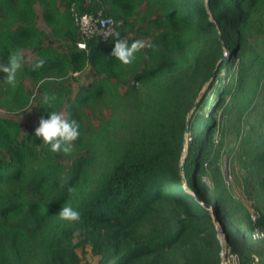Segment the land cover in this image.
<instances>
[{
  "label": "trees",
  "instance_id": "1",
  "mask_svg": "<svg viewBox=\"0 0 264 264\" xmlns=\"http://www.w3.org/2000/svg\"><path fill=\"white\" fill-rule=\"evenodd\" d=\"M71 4L101 9L120 21L122 37L145 46L129 64L109 55L115 38L78 47ZM12 53L20 68L14 87L0 72V110L19 114L31 103L26 117L39 120L48 108L41 97L52 93L79 135L70 152L53 153L33 135L38 120L24 125L0 113V264H219L212 213L223 226L225 258L264 264V234L252 237L255 227L264 233V211L255 206L252 221L243 205L229 209L219 166L226 127L216 118L221 108L244 119L233 168L242 191L258 200L264 0H0V64ZM37 59L44 63L34 71ZM86 68L93 79L74 91L72 75ZM255 107L258 121L247 124L245 112ZM65 203L78 221L58 217Z\"/></svg>",
  "mask_w": 264,
  "mask_h": 264
},
{
  "label": "clouds",
  "instance_id": "2",
  "mask_svg": "<svg viewBox=\"0 0 264 264\" xmlns=\"http://www.w3.org/2000/svg\"><path fill=\"white\" fill-rule=\"evenodd\" d=\"M103 35L107 38H115L109 55L122 64H129L135 59L136 53L145 46L142 40L128 42L116 29L106 31ZM79 46L84 47V44L81 43ZM20 63L19 54L12 53L7 58L6 63L0 64V72L4 73V80L13 87L17 82ZM43 63V59H37L31 64V69L38 70ZM54 101L55 95L52 93H45L41 97L40 104L48 106L47 115L39 118L38 124L33 130V135L40 137L41 142L46 144L51 152L68 153L73 147L72 141L79 135V125L76 120L55 109L53 107ZM30 105L32 104L29 103L27 109ZM69 191H71V188H69ZM57 215L62 220L78 221L81 214L76 208L65 203L60 206Z\"/></svg>",
  "mask_w": 264,
  "mask_h": 264
},
{
  "label": "rangeland",
  "instance_id": "3",
  "mask_svg": "<svg viewBox=\"0 0 264 264\" xmlns=\"http://www.w3.org/2000/svg\"><path fill=\"white\" fill-rule=\"evenodd\" d=\"M56 46L60 47L59 44H57ZM258 47V45H256ZM25 57L28 61H31L34 57L35 54L29 50L26 51L25 53ZM72 75V74H71ZM72 76H76V79H71V83H72V87L73 90L75 91L78 87V84L82 83V84H86L87 82L91 81L93 79V72L90 69H84L81 72L76 73L75 75ZM24 83L27 86L28 90H31L32 86L30 85L29 79L26 78L24 79ZM124 88V86H122ZM205 87V86H204ZM203 87V89H204ZM202 89V90H203ZM209 98L213 99L214 95L213 93H209ZM4 111L0 110V113L2 114ZM63 112V109H62ZM204 112H206V108H204ZM26 113H32V110L30 108H28V110L23 111L19 114H14V113H5L4 115H8L10 117H14L18 120L21 121V123H23L24 125L27 124H36L38 118L35 115H32V120L28 121L27 117H26ZM108 113V111L106 112V114ZM259 113V108L255 107V109L253 111H246L245 112V119H246V123L247 122H257L258 121V116L257 114ZM216 118L218 120H220L219 124L222 122L225 124V132H224V142L225 145L222 148V152L220 155V160H219V166H220V170H221V176L224 180V182L226 183L229 195H230V206L229 209L233 210L234 206L236 205H243L246 210L248 212H253L252 214L255 215L256 212V208L255 206H259V208L264 211V195L260 194L256 199V197L253 195V193H248L247 191H242V187L241 185L238 183V180L240 181V174L239 171H237L238 175L234 172V170H236V168H233V164L236 161V158L234 156V150H232L231 148L233 147V142L234 138H235V129L237 128V125L239 127V130L243 131L246 128V124L244 119L240 122H237L236 118H235V114H225L222 112L221 108H219L216 112ZM95 121V120H94ZM96 123V121H95ZM248 124V123H247ZM220 128H217L213 134L215 142L216 140H218L219 138H221L220 136ZM185 141L188 142L189 141V137H188V132L185 133ZM183 155H185V151H183ZM206 182L209 183L210 178H208L207 176L204 177ZM184 190L185 191H189L190 189L187 187V185L184 184ZM225 253L227 252V249H224ZM91 260L92 257L90 256ZM236 261V258H235ZM224 264H234L232 259L229 257H224Z\"/></svg>",
  "mask_w": 264,
  "mask_h": 264
},
{
  "label": "built area",
  "instance_id": "4",
  "mask_svg": "<svg viewBox=\"0 0 264 264\" xmlns=\"http://www.w3.org/2000/svg\"><path fill=\"white\" fill-rule=\"evenodd\" d=\"M70 13L73 19V23L75 27L78 30L80 40L77 41V46L81 43L84 44V47L86 45V40L96 37L101 41H106L108 38L104 37V33L106 31H111L112 29H115L116 26L120 23L119 20H115L113 17L109 15H105L101 9H98L96 11H83L78 12L74 5L71 4L70 6ZM80 47V48H84ZM253 212H250V217L252 221H254L255 217L257 216V212H255V215L252 214ZM264 233L263 231L259 230L256 227L253 230L252 237H260ZM229 257L232 259L234 264H237V261H235V254H228Z\"/></svg>",
  "mask_w": 264,
  "mask_h": 264
},
{
  "label": "water",
  "instance_id": "5",
  "mask_svg": "<svg viewBox=\"0 0 264 264\" xmlns=\"http://www.w3.org/2000/svg\"><path fill=\"white\" fill-rule=\"evenodd\" d=\"M224 57H225V55L222 56V58H224ZM216 69H217V65L215 66L214 70L210 73L209 79L214 75ZM194 105H196V102L194 103ZM188 124H189V117L186 118V123H185V127H184L185 131L188 130ZM205 206L207 208L209 207L208 205H205ZM212 215H213V221L215 222V227H216V236H217L218 242L220 244V250H219L220 261H219V264H224V255H225L224 249H225V247H224L223 226L217 222V219L213 213H212Z\"/></svg>",
  "mask_w": 264,
  "mask_h": 264
},
{
  "label": "crops",
  "instance_id": "6",
  "mask_svg": "<svg viewBox=\"0 0 264 264\" xmlns=\"http://www.w3.org/2000/svg\"><path fill=\"white\" fill-rule=\"evenodd\" d=\"M40 26H43V23L42 22L40 23Z\"/></svg>",
  "mask_w": 264,
  "mask_h": 264
}]
</instances>
